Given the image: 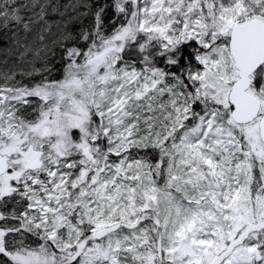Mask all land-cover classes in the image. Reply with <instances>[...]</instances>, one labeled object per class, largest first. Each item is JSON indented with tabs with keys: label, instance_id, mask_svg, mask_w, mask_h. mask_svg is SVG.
Segmentation results:
<instances>
[{
	"label": "snow or ice",
	"instance_id": "1",
	"mask_svg": "<svg viewBox=\"0 0 264 264\" xmlns=\"http://www.w3.org/2000/svg\"><path fill=\"white\" fill-rule=\"evenodd\" d=\"M0 264H264V0H0Z\"/></svg>",
	"mask_w": 264,
	"mask_h": 264
}]
</instances>
